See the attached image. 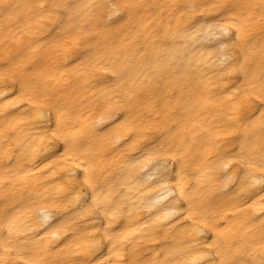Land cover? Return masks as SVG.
I'll return each instance as SVG.
<instances>
[{
	"label": "clouds",
	"instance_id": "clouds-1",
	"mask_svg": "<svg viewBox=\"0 0 264 264\" xmlns=\"http://www.w3.org/2000/svg\"><path fill=\"white\" fill-rule=\"evenodd\" d=\"M0 264H264V0H0Z\"/></svg>",
	"mask_w": 264,
	"mask_h": 264
}]
</instances>
